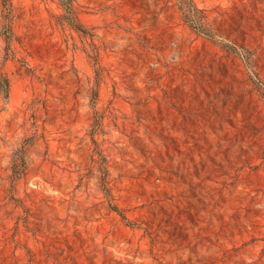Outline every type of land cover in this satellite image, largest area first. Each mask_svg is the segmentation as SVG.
<instances>
[{
    "label": "rangeland",
    "instance_id": "rangeland-1",
    "mask_svg": "<svg viewBox=\"0 0 264 264\" xmlns=\"http://www.w3.org/2000/svg\"><path fill=\"white\" fill-rule=\"evenodd\" d=\"M6 1L0 264H264V0H193L207 35L176 0H73L93 38Z\"/></svg>",
    "mask_w": 264,
    "mask_h": 264
},
{
    "label": "trees",
    "instance_id": "trees-1",
    "mask_svg": "<svg viewBox=\"0 0 264 264\" xmlns=\"http://www.w3.org/2000/svg\"><path fill=\"white\" fill-rule=\"evenodd\" d=\"M58 7L60 8L61 12L57 16V22L59 24H66L73 28L76 31L81 32L83 35H88L90 38H93L94 34L91 33L86 27H84L77 16L75 7L73 5V0H56ZM178 9L181 13L182 19L187 22L197 33L207 35L206 27L203 22V13L202 10L199 9L193 0H176ZM2 7H3V18L4 24L1 30V34L4 36V40L6 42L5 50L6 53L10 52V41L12 39V29H11V6L6 0H2ZM94 49V46H93ZM90 57L93 60V64L96 65L94 68L95 75H94V85L89 88V104L94 108L97 100V84L100 79V66L98 65V55L96 50H93L92 55ZM9 99V80L6 76L0 77V110H3L6 106V103ZM32 116V115H31ZM94 118V127L91 130V133H94L97 129H99L101 125L102 115L98 114L94 111L93 113ZM36 136V132L32 133L31 135L26 136L23 138L19 146L13 152L11 159H10V177L12 181L18 179L25 173V153ZM97 154L100 156L99 160V171H100V182L103 185V190L105 196L108 197V193L105 189L106 180V167L104 163V159L98 149H96ZM109 207L116 211L124 220L127 221L124 214L121 213L120 209L110 201L108 203ZM129 222V221H127Z\"/></svg>",
    "mask_w": 264,
    "mask_h": 264
}]
</instances>
